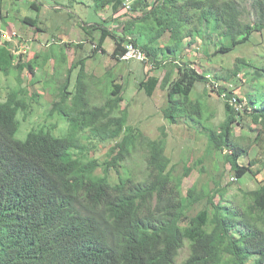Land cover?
Masks as SVG:
<instances>
[{"label": "trees", "instance_id": "16d2710c", "mask_svg": "<svg viewBox=\"0 0 264 264\" xmlns=\"http://www.w3.org/2000/svg\"><path fill=\"white\" fill-rule=\"evenodd\" d=\"M93 1L97 12L111 10L110 18L120 27H110L105 15L102 22H83V31L94 43L91 55L70 65L64 51L61 57H55V76L48 79L54 81L55 89L49 87V91L57 95L55 102L69 121V132L60 143L64 157L72 165L61 173L51 165L45 170L48 181L66 200L70 187L83 185L79 170L87 173L90 180H100L106 196L97 202L100 213L91 235L118 233L120 242L134 245L141 264L167 260L186 238L191 241V255L186 264H194L200 253L213 252L231 240L230 227L240 223L247 224L246 235L264 255V180L257 182L259 185L254 189L241 187L247 178H258L264 166V62L237 57L232 67L211 72L199 71L192 63L180 60L181 52L199 38L207 46L204 49L207 56L215 60L220 53L254 42L256 34H264V0H250L249 10L245 0H131L130 7L127 0ZM38 4L33 2L32 6L40 10ZM23 21L38 31L43 30L38 18L26 16ZM96 33L99 39L95 43ZM108 37L114 40L111 56L117 61L131 40L147 54L146 61L138 62H151L154 69L165 70L162 78L148 73L138 81V90L149 97L158 87L167 90L165 118L171 124L185 118L204 134L206 155L221 153L231 164L230 172L238 178L240 194L227 195L231 183L222 184L219 163L209 171L207 181L189 185L184 193V177L205 159L185 163L183 173L176 174L166 153L165 137L153 139L139 126L128 123V111L122 106L125 85L112 76L102 88L104 78L89 73L86 68L89 57L98 52L108 53L104 47ZM163 39L164 45L160 43ZM22 55L13 62L12 48L0 50V70L9 76L15 69L19 82L25 69L36 74L52 58L51 53L37 52L28 60H23ZM58 70L62 71L60 76ZM197 83L207 84L209 90L223 98L225 119L218 125L211 123L212 114L207 113L205 102L192 97ZM243 84L246 88L244 95H240L235 88ZM28 93L26 88H14L10 97L30 106ZM235 125L244 129L241 135L236 134ZM85 139L91 141L86 143ZM46 142L52 143L48 139ZM103 142L112 143L106 158L100 161L90 157L96 153V145ZM138 152L145 158V169L134 163ZM244 157L250 160L243 163ZM1 169L6 171V163H2ZM206 169L203 166L201 171ZM115 175L118 181L112 183ZM211 183H215L214 187ZM47 190L44 181L32 190L14 187L0 174V264H89L62 252L66 245L58 235L66 213L60 207L62 199L52 209L45 205ZM156 198L159 200L152 207ZM193 209L197 211L195 214L191 213ZM95 215L91 209L88 218ZM141 222L155 232L168 233L167 238L158 242V248L151 237L137 236Z\"/></svg>", "mask_w": 264, "mask_h": 264}, {"label": "rangeland", "instance_id": "374dc122", "mask_svg": "<svg viewBox=\"0 0 264 264\" xmlns=\"http://www.w3.org/2000/svg\"><path fill=\"white\" fill-rule=\"evenodd\" d=\"M249 1L245 0L248 10L250 9ZM33 2L39 3L40 10L32 6ZM111 14V10H108L107 13L97 12L93 0H0V30H16L19 33L20 38L18 37L19 40L16 44L19 46L22 43L25 45L23 49L26 48V53L22 52L23 55L21 58L23 60L27 58L28 60L34 57L37 52L42 55L52 54V58L47 62L45 68L39 67L35 71L36 74H31L28 69H25L22 73L21 82L14 75L15 69H12V73L9 76H6L4 71L0 70V93L5 92V87L8 84L19 88L24 87L29 91V98L34 93L41 95L39 98L40 102H34L32 107L37 112H48L50 110L47 107L48 104L55 99L54 95L49 91V87L55 89L53 86L54 81H48L51 77V72L54 71L53 65L55 57H61L62 51H64L67 57V63L70 65L81 57L91 55L94 43L91 42L90 37L83 31L81 24L83 22L87 24L102 22L103 16L105 15V18L110 22V27H120L117 26L118 22L110 18ZM26 16L38 18L40 21L38 24L43 30L38 31L35 27L23 21V18ZM121 30L119 28V32ZM254 37H256L254 42L239 45L236 49L226 54L220 53L216 57V60L212 56V59L207 56L204 51L207 46L202 45L205 43L199 38L197 43L192 46H187L181 52L180 60L192 63L199 71L209 69L211 72L221 70V67L224 66L232 67L237 57L243 56L253 58L261 64L264 62V34L260 35L258 33ZM98 39L99 36L96 33L94 42L96 43ZM164 41L165 39L161 40L160 43L164 45ZM5 43H1L0 40V50L6 46L16 47L15 42L6 41ZM66 43H73L75 45L67 47ZM79 43L82 46H77ZM104 47L108 50V53L103 54L98 52L96 55L89 57L87 60V71L97 77L104 78V84H101L102 88L107 85L109 81L108 77L112 76L116 77L118 82L125 85V99L122 106L128 111V123L139 126L146 135L153 139L162 136L165 137L167 141L166 153L171 157V165H174V172L177 174L183 172L185 163L193 162L204 157L205 160L203 163L195 167L192 175L185 180V190L196 181L200 184L207 181L209 171L213 170L214 166L219 163L221 171H223L222 184L231 183L227 188V195L233 196L234 194H240V184L232 181L234 174L230 172L231 164L223 158L221 153L216 156L206 155L205 146L207 144V138L204 134L193 127L192 123L186 121L185 118H180L174 124H171L165 118L163 115V107L167 104V90L158 87L152 97L138 90V81L148 73L156 74L162 78L165 70L163 68L154 69L151 62L143 63L136 60L117 61L111 56L115 43L110 37L106 39ZM209 52H211L210 48H208ZM14 55L17 57L18 52H15ZM61 72V70H58V76L61 75ZM76 72L77 69L75 70ZM245 88L246 86L244 84L240 85L235 88V92L244 95ZM192 97L194 99L201 98L205 102L207 113L212 114L210 121L213 125H218L225 119L223 98L218 96L215 91L209 90L207 84L197 83ZM234 129L237 135H241L244 130L240 125H235ZM18 137L21 138V133H18ZM111 145L112 143L110 142L98 143L96 145L97 151L95 155L104 156ZM249 160L250 157L241 159L243 163H247ZM134 163L139 169H145V159L141 152L135 155ZM203 166L207 169L202 172L201 169ZM260 180H264V166L258 178H247L241 184V187L254 189L259 185L257 182ZM214 185L215 183H211L210 186L214 187ZM183 253L187 255L188 249L185 248Z\"/></svg>", "mask_w": 264, "mask_h": 264}, {"label": "clouds", "instance_id": "9594fccd", "mask_svg": "<svg viewBox=\"0 0 264 264\" xmlns=\"http://www.w3.org/2000/svg\"><path fill=\"white\" fill-rule=\"evenodd\" d=\"M14 48L12 47V50ZM16 58L14 57L13 62ZM14 88L21 90L24 87L19 88L8 84L5 92L0 93V174L6 176L14 187L24 190L35 189L44 181L48 189L44 194L45 205L52 209L62 196L57 194L56 188L48 181L49 174H45V170L55 165L57 171L61 173L72 165L71 161L64 157L60 143V140L69 132V121L66 114L62 112L63 109L55 102L57 95L50 92L55 99L50 103L51 105L47 106L50 110L42 113L32 107L34 102H40L39 93L32 94V96L38 94L39 97L31 96V100L28 99L31 105L26 107L19 101L11 99L10 92ZM18 133H21V138L18 137ZM46 139L52 143H47ZM90 141L91 139H85L86 143ZM106 154L104 156L93 154L90 157L103 161ZM3 162L7 167L5 172L1 169ZM193 171L189 176L184 177V182ZM79 177L83 185L79 188L70 187L67 199H62L60 204L66 213L63 228L58 235V238L66 245V250L62 252L89 264H141L134 245L120 242L118 233L107 232L94 237L91 235L100 213V205L97 202L106 196V193L101 187L100 180H90L87 173L82 170H79ZM237 180L238 178L233 175L232 181ZM111 181L117 182L118 175L113 176ZM70 183H73V179ZM202 184L199 183V185ZM186 191L184 189V193ZM158 200L156 198L152 207ZM218 200L219 196L218 199L216 198V201ZM91 209L96 215L88 218ZM196 212L195 209L191 211L192 214ZM247 230L245 223L233 225L230 227L231 240L224 242L213 252L200 253L196 256L194 264H264L262 262L264 255L246 235ZM137 236L151 237L158 248V242L167 238L168 233L155 232L151 226L141 222V230ZM190 246L191 241L186 238L172 256L165 261L160 259L158 264H186L187 257L191 255ZM185 248L188 249L187 255L183 253ZM102 253L106 255L102 256Z\"/></svg>", "mask_w": 264, "mask_h": 264}, {"label": "built area", "instance_id": "2783aa9c", "mask_svg": "<svg viewBox=\"0 0 264 264\" xmlns=\"http://www.w3.org/2000/svg\"><path fill=\"white\" fill-rule=\"evenodd\" d=\"M128 6H131V0H127ZM19 33L16 30L10 31V30H0V40L2 43L6 44L5 42H15L16 47L13 49V52H18L17 58L20 57L24 53H26V48L23 49V45L17 46V41L19 40ZM121 60L123 61H131V60H136V61H146L147 54L146 52L138 47L133 41L128 40L126 43V51L121 54L120 56Z\"/></svg>", "mask_w": 264, "mask_h": 264}, {"label": "crops", "instance_id": "0c3cea01", "mask_svg": "<svg viewBox=\"0 0 264 264\" xmlns=\"http://www.w3.org/2000/svg\"><path fill=\"white\" fill-rule=\"evenodd\" d=\"M5 48H7V47H5ZM12 48V47H11ZM8 49V48H7ZM108 51V50H107ZM54 63H55V60H54ZM53 67H55V65H53ZM86 68H87V62H86ZM52 74L50 75V76H52L53 74H54V76H55V73H54V71H52L51 72Z\"/></svg>", "mask_w": 264, "mask_h": 264}]
</instances>
